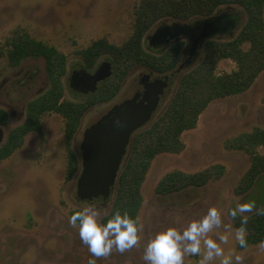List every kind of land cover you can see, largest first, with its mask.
I'll return each mask as SVG.
<instances>
[{
    "label": "rangeland",
    "instance_id": "374dc122",
    "mask_svg": "<svg viewBox=\"0 0 264 264\" xmlns=\"http://www.w3.org/2000/svg\"><path fill=\"white\" fill-rule=\"evenodd\" d=\"M140 1L0 0V47L5 52L0 57V108L9 113L8 124L0 126V145L12 128L24 122L27 103L49 86L44 59H28L18 68L9 66L6 45L14 33L26 32L67 56L65 97L78 101L81 95L96 90L113 68L112 57L104 52L83 77L82 67L86 64L80 52L98 41L117 47L126 44L134 31L135 9ZM238 15L242 24L244 18ZM162 25L154 26L149 32L152 37L161 34L152 48L163 49L190 36L193 45L170 74L171 87L157 115L167 108L182 76L201 61L200 45L207 37L201 30L192 32L175 26L172 21ZM165 28L168 29L165 31ZM162 32H166L164 38ZM235 67L232 61L223 60L217 72L230 73ZM146 76L151 79L161 77L145 68L135 67L110 103L86 113L72 143L81 163L84 131L115 104L131 98ZM256 127L264 129V73L247 92L211 103L200 116L197 128L183 134L186 148L181 154H161L154 159L142 187L144 203L138 217L142 225L140 242L124 253L113 249L109 256L96 258V264H145L144 246L157 231L167 227L183 231L193 220L206 215L211 207L220 212L222 223L208 233V237L220 244L224 254L232 257L233 264H264L261 243L239 249L235 239L238 229L229 214L232 207L241 203L255 202L253 211L264 206V174L249 194L236 195L235 189L249 169L250 161L244 153L229 151L225 146L228 140ZM43 129L44 141L36 134L29 135L24 146L0 165V264H88L91 253L81 242L78 228L69 224L70 213L92 207L101 222L110 212L114 197L108 203L81 200L77 194L81 171L70 179L67 177L64 119L57 114H48L43 119ZM260 152L264 154V149ZM217 164L226 168L219 181L176 195L156 194L157 184L167 173L175 170L196 173ZM220 236H225L227 243H221ZM203 252L202 245L201 254L185 256L184 264H199ZM236 256L241 258L239 262L235 260ZM219 262L220 258H215L210 264Z\"/></svg>",
    "mask_w": 264,
    "mask_h": 264
},
{
    "label": "trees",
    "instance_id": "16d2710c",
    "mask_svg": "<svg viewBox=\"0 0 264 264\" xmlns=\"http://www.w3.org/2000/svg\"><path fill=\"white\" fill-rule=\"evenodd\" d=\"M238 14L244 18L242 24ZM166 21L192 32L207 33L200 45L201 61L182 76L165 111L156 114L149 124L132 135L110 199L95 200L108 203L114 197L110 212L102 218V223L116 210L138 218L144 203L142 187L154 159L161 154H181L186 148L183 134L197 128L200 116L211 103L247 92L264 73V0H141L135 9L133 34L126 44L117 47L98 41L80 52L86 64L82 67L83 77L104 52L112 57L113 68L111 75L105 77L96 90L81 95L78 101L65 97L67 56L26 32H15L6 45L9 66L18 68L28 59L42 58L49 86L27 103L24 122L12 128L0 145V165L24 146L29 135L36 134L44 141L43 119L48 114H57L65 122L67 177L70 179L80 173L81 160L72 143L86 113L110 103L135 67L159 76L172 74L181 56L193 45L190 36L163 49L152 48L161 34L152 37L150 30L156 25L162 27ZM4 53L0 47V57ZM223 60L232 61L235 69L219 74L218 66ZM8 121V112L0 108V126H6ZM225 146L227 150L242 152L249 158L250 167L235 189L236 195L245 196L264 174V154L260 152L264 149V129L256 127L251 132L241 133L228 140ZM225 173L226 168L221 164L196 173L175 170L159 181L155 191L157 195L170 196L204 188L219 181ZM242 216L247 217L246 223H242ZM230 217L236 229L243 228L247 233L246 244L238 246L240 250L264 242V215H258L255 210L247 215Z\"/></svg>",
    "mask_w": 264,
    "mask_h": 264
},
{
    "label": "clouds",
    "instance_id": "9594fccd",
    "mask_svg": "<svg viewBox=\"0 0 264 264\" xmlns=\"http://www.w3.org/2000/svg\"><path fill=\"white\" fill-rule=\"evenodd\" d=\"M255 202L238 204L229 214L235 218L238 214L252 212ZM258 215H264V209H257ZM95 209L88 207L74 211L69 217V224L78 228L81 242L88 247L91 256L88 264H96V258L109 256L113 249L120 253L136 246L141 240L142 225L138 218H132L127 212H113L106 222H99ZM247 217L242 216V223ZM222 223L221 214L215 207L208 209L201 219L193 220L183 231L176 227H167L157 231L146 243L143 249L145 264H184L187 255L197 256L204 252L199 264H210L215 258H220L219 264H233L232 257L224 254L220 244L208 237L214 228ZM235 239L241 246L246 244L245 230L240 228L235 233ZM221 243H227L225 236H220ZM264 248V242L260 245ZM236 256L235 260L240 261Z\"/></svg>",
    "mask_w": 264,
    "mask_h": 264
},
{
    "label": "water",
    "instance_id": "95a60500",
    "mask_svg": "<svg viewBox=\"0 0 264 264\" xmlns=\"http://www.w3.org/2000/svg\"><path fill=\"white\" fill-rule=\"evenodd\" d=\"M164 33L162 37L164 38ZM186 34V32H185ZM109 71L106 75H111ZM150 80L149 76L143 81ZM168 78L156 79L147 85L148 96L139 101V94L125 101L90 127L82 142V170L77 194L83 201H107L114 191L119 171L127 154L132 135L153 118L164 94Z\"/></svg>",
    "mask_w": 264,
    "mask_h": 264
},
{
    "label": "flooded vegetation",
    "instance_id": "af4514ba",
    "mask_svg": "<svg viewBox=\"0 0 264 264\" xmlns=\"http://www.w3.org/2000/svg\"><path fill=\"white\" fill-rule=\"evenodd\" d=\"M165 77H167L168 78V80H167V85H166V88H165V91H164V94L161 96V98H160V101H159V105H158V109H157V111H156V113L158 112V110H159V108H160V105H161V103H162V101L164 100V96H165V94H166V92L169 90V88L171 87V76H170V74H168V75H165V76H161V77H158V78H155V79H151L150 78V80H147V81H143V79L140 81V87H139V89L136 91V93L131 97V98H129V99H126V100H124L123 102H121V103H119V104H115L106 114H108L112 109H114L115 107H117V106H121L125 101H127V100H130V99H133L134 98V96L135 95H137V94H139V101L140 100H143V98H144V96H148V88H147V85L149 84V83H151V82H153L154 80H156V79H164ZM79 78H82V77H80L79 76ZM77 79H78V77H77ZM83 79V78H82ZM78 81V83H80L81 82V80H77ZM83 81V80H82ZM156 113L154 114V116L156 115ZM9 114V113H8ZM106 114H104V115H102L95 123H93L90 127H92L93 125H95L96 123H98L99 121H101L102 119H103V117L106 115ZM154 116H153V118H154ZM152 118V119H153ZM152 119H151V121H152ZM150 121V122H151ZM149 122V123H150ZM148 123V124H149ZM89 127V128H90ZM88 128V129H89ZM88 129H86L85 131H84V133H83V140H84V137H85V133L87 132V130ZM0 140H1V137H0ZM83 142V141H82ZM81 146H82V144H81ZM81 153H82V150H81Z\"/></svg>",
    "mask_w": 264,
    "mask_h": 264
}]
</instances>
